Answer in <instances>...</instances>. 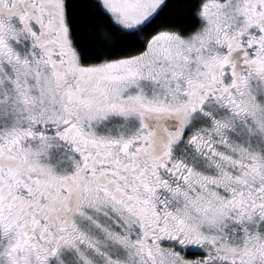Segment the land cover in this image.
<instances>
[{"label": "snow or ice", "instance_id": "1", "mask_svg": "<svg viewBox=\"0 0 264 264\" xmlns=\"http://www.w3.org/2000/svg\"><path fill=\"white\" fill-rule=\"evenodd\" d=\"M0 264H264V0H0Z\"/></svg>", "mask_w": 264, "mask_h": 264}]
</instances>
